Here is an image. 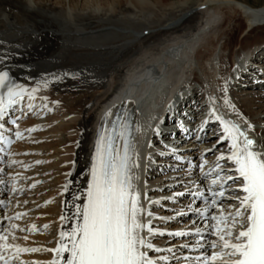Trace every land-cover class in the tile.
<instances>
[{"label": "bare ground", "instance_id": "obj_1", "mask_svg": "<svg viewBox=\"0 0 264 264\" xmlns=\"http://www.w3.org/2000/svg\"><path fill=\"white\" fill-rule=\"evenodd\" d=\"M191 1L0 0V71L2 69L10 70L18 81L17 85H24L28 90L38 88L39 91L33 93L34 97L49 94L52 98L54 96L60 98L61 108L64 109L60 115L76 113L78 117L76 120L78 123L77 126L74 122H70L67 125L65 123V125L57 124V126L52 123L48 125V123L47 126L41 127V130L45 129V132H42V134L49 133L53 136V138L51 136V139L48 140L49 144H42L40 146L41 148H52L57 154H59L57 152L59 151L58 148L67 149L69 147V151H72L69 157H66V159H69L68 170L69 172L72 171V175L68 174L69 177L60 183L62 193L65 190V186H67V190H65L67 194L65 199L61 198L59 200V204L62 206L60 210L58 209L59 207L57 208L59 212L57 210L52 211L54 216L57 213L59 216L62 214L61 209L63 211L66 210L64 217L67 219L63 222L61 221L62 223L60 224L57 222V228H55L56 224L53 223L55 224L53 230L55 239H53V244L51 243L50 246H47V244L43 246L45 249L56 248L60 240L59 233L61 231L70 232L71 228L75 227L79 219V217H76V209L73 207V204L83 205L92 158L94 156L95 142L100 130H102V127L107 128V123L111 118V116H107L106 114L109 111L114 113L116 110L122 108L125 117L127 115L134 117V133L139 137L141 126L144 127L146 125L145 118L151 115V108L154 109L159 104L158 100L162 94V91H160L157 97H152L155 96V91L158 88L163 87L161 82L157 83L158 80L157 78L154 79V77L158 71L163 70V72H166L163 69V65L167 63L171 65L172 69H178L177 73H179L178 76H181L180 80L184 78L186 71H188L185 65H188L189 61H192V53H187V49L193 50L196 42L206 36L208 33L206 28L208 26L214 28L213 23L219 19L218 11L216 10L221 6L238 9L244 13L245 18L240 14L239 21H234L236 15L233 17L231 15L232 13L226 14L223 17V23L221 24L223 27L221 26V29L225 27L226 23L230 21L231 23L235 22V25L230 24L228 26V29L221 38L223 48L230 50V55L234 59L232 63L228 64L230 55L227 57L224 56V59L221 57L224 64L221 63L222 72L218 81L213 82L215 79L216 65L213 56L220 37L216 40L214 36L208 38L207 35L206 37L208 39L203 46H200L202 49H199L195 53L200 73L194 70L191 74L193 75V81L200 84V88L198 89L193 83L190 85L194 93L193 98L197 101L195 103L197 110L196 116L200 115L206 108V105L203 103V101L205 102V95L211 87L213 88L212 91H216L215 83L217 82L220 86L224 87V90L234 96L233 101L235 102V106L244 117H256L257 119L252 120L251 123H263L264 119L260 115L264 114V95H260V90H256L257 87H252L245 88L240 93L235 91L236 88L238 90V87H240L236 84L237 82L240 81L238 84L242 82V85L244 83L249 84L248 82H251V80L248 79V73L253 74L257 71L250 69L248 73H242L237 82L236 80H232V74L238 69L236 67V58L237 60H241L243 54H247V52L256 55L257 58V53L259 52L261 54V51L264 50V41L262 42V38L264 37L263 33H258L261 35L258 39L254 37L259 45L255 44L253 47H250L252 44L248 41L251 37L250 34L256 32L255 28L263 26L264 7L255 9L256 7L246 2L238 3L240 5L239 7L235 6L234 3L236 2L234 0H196L193 5H191ZM246 21H249L252 29L243 37L241 44L236 46L238 34L243 29L241 22L245 23ZM213 31L215 29L211 33ZM181 42L184 43L180 47ZM178 52H181L182 56L186 57L187 60L185 62L180 63L176 61ZM246 79L249 81H246ZM231 80L232 83H230ZM133 81L138 84L134 83L131 85L130 83ZM178 83L179 80L176 84ZM212 83H214L213 86ZM145 87H148V91H145L146 95L143 99L139 96L132 97V99L138 102L137 108L134 107L131 101L125 103L117 101L121 98L131 97L134 90L138 91ZM117 88L119 89L118 92L116 91ZM193 98L189 97L187 101ZM225 100L227 99L224 98L221 102L228 107L229 104H226ZM208 101L213 105L212 100ZM27 102L28 105L31 104V101L27 100ZM45 106H47V103ZM253 107L257 109H253ZM225 115L227 114L225 113ZM201 119L196 118L198 123L195 125L197 128L193 133L194 136L198 131L200 132ZM211 127L212 129L208 132L209 135L207 137L205 136L206 132L201 131L203 138L200 142L201 144L198 145L196 143L198 150H183L184 153L182 154L181 149L183 147H181L180 149H174L175 151L173 153L176 154L175 152H177L179 154L176 155L182 154V156H185L192 152V155L195 157L198 151L212 149L214 153L211 156L208 154L206 157L213 164L212 167L216 163H220L221 161H218L217 158L222 153L225 156L229 154L228 147L230 146V141H225L221 137V143L215 146L218 135L222 136L221 133H217V130H222L223 127L222 125L218 127L217 124H208V128ZM71 129L76 131L73 135L71 134L68 137L58 136L59 132ZM247 131L251 134L261 136L264 132V127L256 126L254 129H247ZM149 141L154 146L158 144L155 136L149 137L147 142ZM259 141L263 143V138L260 137ZM178 145L180 143L175 146ZM13 149L14 147L11 148L9 153ZM150 149L154 150V147H143L145 153H148ZM151 152L154 153L155 151ZM158 159L157 161L163 163V167L161 166L162 172L166 165L169 171L168 174H157L160 173L155 172L158 167H153L151 164H148L147 158L144 161L142 172H140V188L142 191L140 203L143 204L144 209L146 208V212L143 214V220L145 222L151 221L152 226L157 230H155V235L159 234L157 232L163 227H157L159 224L171 225V228H173V225H177L175 224L177 219L174 222L170 221V224L169 219H165L167 218L166 215L169 217L172 212L165 209L167 206L172 207L173 205L170 206L169 201L160 200L158 197L161 196L160 198L162 199V196H173L172 194L174 192L181 189L182 187H180L177 181L182 179L179 176L183 173L178 171L177 168H174L179 166L178 162L168 159L162 160L161 157ZM215 160L217 161L215 162ZM166 161L169 163L166 164ZM224 163L228 165L227 160H224ZM212 167L208 168L209 172L212 170L211 172L215 173L219 170H213ZM135 174L138 173L135 172ZM155 177L164 178L165 180L162 179L161 182H153L152 179ZM13 180L15 178H10V182ZM189 180L199 182V174L194 173ZM4 181V186H8L9 191L15 187L8 184L7 180ZM173 185L179 188H174L170 191L169 189ZM1 191H3L1 194L2 200L7 202V198L11 197L6 196V189H2ZM18 192L19 190L14 192V195ZM27 192L29 193V191ZM150 193L152 195L148 197ZM148 200H151L150 203L152 205L148 206ZM15 203L16 201L13 200L12 205L14 207H16ZM204 207L208 209L209 205L205 204ZM150 208L155 209L156 212H152ZM5 209L8 213H13L11 208ZM149 211L152 213V216L147 215ZM154 215H159L160 217L153 218ZM195 215L197 214H194L193 217H196ZM197 219H199V216L195 218L193 223ZM75 220L76 223H73ZM197 222L199 223L191 226L192 223H189V220L182 221L191 230H196V225H199V229H203V231L200 235L197 233L186 235V243L180 244L182 246L175 248V254L178 258L179 256L190 253L189 247L185 248L183 247L184 245L187 244L191 247V245L197 244L196 240L201 236L209 234V229L205 228H209L208 222L205 220L202 223L205 226L200 225V221ZM10 225L13 226L15 223L10 222ZM179 227L183 226L179 225ZM28 229L29 231L33 230L29 227ZM164 229L170 231L168 227ZM7 234L10 235L7 241L10 244L21 247H28L30 244L29 241L26 243L24 240L16 239V233L14 231H8ZM11 235L14 237L12 238ZM144 235H147L146 229L144 230ZM155 235L150 237L151 241L156 248L162 247L165 251L153 252V250H149V255L153 258H160L165 256L167 253L166 248L168 247H166V243L154 242ZM39 237L42 236L40 235ZM165 239L167 237L163 238V240ZM183 241L180 240L178 242ZM203 243L201 242V244ZM63 256L66 259L68 254L64 253ZM55 257L56 254L54 252L42 250L33 252L23 258L33 259L34 261L38 260L41 261L40 264H45V262L51 261ZM178 258L171 264L182 262Z\"/></svg>", "mask_w": 264, "mask_h": 264}, {"label": "snow or ice", "instance_id": "obj_2", "mask_svg": "<svg viewBox=\"0 0 264 264\" xmlns=\"http://www.w3.org/2000/svg\"><path fill=\"white\" fill-rule=\"evenodd\" d=\"M4 89L6 92L2 91ZM36 91L37 89H32L28 92V89L12 81L8 71H0V119H3L10 109L20 104L26 93L29 99H33L32 93ZM210 99L213 101V106L209 115L222 124V139L230 141L229 154L225 156L222 153L217 159L218 161L231 160L234 164L231 171L237 174L221 177L220 173L226 170L216 163L213 170L219 169V172L216 178L211 180V185L219 184L223 187L222 181L235 183L239 180L241 181L238 186L239 191L244 195L233 197L239 205L233 206L234 211L226 214L221 211V214L211 217L213 221H216L215 224L210 225L216 239L208 244L211 251L196 256L195 261L197 264H264V145H259L258 141L250 137L248 131L237 121L217 114L214 98ZM225 103L235 108L228 100H225ZM31 107L33 105L29 104V108ZM106 115L112 116L113 113L109 111ZM13 123L15 124L16 120H13ZM207 123V120L203 121L204 125ZM4 127L5 125L0 123V130ZM247 127L253 126L249 124ZM130 128L126 121L121 123L119 117L110 129L102 127L92 158L87 202L82 206L73 204L76 217L79 219L70 232L59 233L58 246L53 249L21 247L8 243V236L0 235V242H2L0 243V264H14L19 253L41 250L56 254L54 259L45 264H157V260L149 255V250L160 251L150 239L156 232L150 220L145 222L142 219L146 209L141 206V194L133 184L132 169L138 167V163L133 161L130 155L133 143L130 139ZM15 136L22 138V133L17 130ZM118 139L123 142L122 150L116 145ZM220 139L218 137V140ZM0 140H5L8 144L12 143L11 138L5 137L3 131H0ZM36 163H42V161H36ZM207 163L205 159L202 164L194 167H199L202 175L208 176L210 172L203 171V166ZM3 171L0 169V172ZM0 183L4 181L0 180ZM184 194L180 192L176 196ZM211 194L213 197L217 195L225 197L226 192L212 191ZM193 195L206 199L203 192H195ZM211 205L213 207L217 205L216 199L211 201ZM195 211H202L204 216L208 215L207 207L203 210L197 208ZM147 215L152 216V213L149 211ZM65 219L67 218L61 217V220ZM44 227L47 228L48 225ZM32 229H36L35 224L32 225ZM145 229L148 235H144ZM202 231L203 229H196L197 233ZM186 234L183 231L173 233L177 236ZM200 239L204 240L206 237L201 236ZM183 247L187 248L190 245L186 244ZM191 247H204V245L197 242ZM6 251L9 253L7 257L4 255ZM169 251L172 250L169 249ZM64 253L68 254L66 259L63 256ZM160 259L168 260L169 257L162 256ZM20 264H28V262L21 261ZM32 264H40V262L36 261Z\"/></svg>", "mask_w": 264, "mask_h": 264}, {"label": "rangeland", "instance_id": "obj_3", "mask_svg": "<svg viewBox=\"0 0 264 264\" xmlns=\"http://www.w3.org/2000/svg\"><path fill=\"white\" fill-rule=\"evenodd\" d=\"M195 1L196 0H192L191 5H193V3ZM234 1L236 2V3H234L235 6H239V7H240V5L238 3L241 4L244 2L252 5L253 7H256L255 9H260V8L264 7V0H234ZM216 11H218V15H219V19H220V23H219L220 26H217V29L215 28V31H213L214 34L210 32V33H207L206 36L208 35L207 36L208 38L211 36H214V38L216 40H218L220 37L219 43L217 45L216 50L214 51L215 52L214 54L216 57L218 56L219 62L221 63V57L227 53H228L227 56H229L231 53L230 50L228 52V49L223 48L221 38H222L224 32L228 29V26L230 24L235 25V22L231 23V21H230V22L225 24V27L227 26L226 28L224 27L223 29H221V26H222L221 24L223 23V19H224L223 17H225L226 14L232 13L231 15H233V17H234V15H236V18L234 21H239L240 14L244 18H245V15H244V13H242L238 9H235L232 7L228 8L226 6L225 7L221 6V7H219V9L217 8ZM241 23L243 24V29L238 34V41H237L236 46H239L241 44L243 37L245 35H247L248 31H250L252 29V25H250L249 21L248 22L246 21L245 23L244 22H241ZM255 29H256L255 31L257 33L256 32L251 33L250 34L251 37L248 39V41L252 44L250 47H253L255 44H258L256 42V39H258V37L261 36L258 33L264 34V23H263V26L255 28ZM244 30H245V32L242 33ZM219 33H220V35H219ZM206 36L204 37L205 39L203 38V41L205 40L204 43L208 39ZM263 41H264V37L262 38V42ZM203 45H201V46H203ZM199 49L201 50L202 47L200 48V46H199V48L196 50V53ZM257 55H258V57L260 56L259 52L257 53ZM230 57H231V59L228 60V64L232 63V60L234 59L233 56L230 55L229 58ZM214 61L216 62L217 58ZM196 64H197V62L195 63V65ZM185 66H186L185 67L186 69L189 68V64L185 65ZM236 89H235V91L237 92ZM38 91L39 90H37V92ZM241 91H244V89L243 90L241 89L240 92ZM224 94H222V97L226 96V94L225 95ZM230 97L231 96L228 95L229 100H231ZM54 98H56V99H53V100L50 99L49 100L50 103L48 105H51L52 108L48 109V107H47L48 111L43 110L41 112H38V114L31 116V117H28L25 120H22L20 122V124H28L29 129H28V132L26 133V138L23 141H21L17 145V147L13 150V153H14L13 155H14V157L17 158V162L15 164H13L12 167H13V170H17V173L20 175L19 181L21 182V184L24 185V184H27L29 181L33 180V183L31 185H29V187H28V189L30 190L29 192H31L30 196H25V198L22 199L21 196L15 195V199L18 202L16 205H18V206L27 207V205L30 203L34 204V205L33 204L28 205V214L25 215L24 220L22 221V226L28 227L30 225L35 224L36 225V232L35 233H38L37 229L41 228V231H39L40 234H37L36 236H34V238H33V234H29V237H32L31 238L32 242L30 240H24V241L26 243H28L27 241H29L30 244L31 243L36 244L37 247L36 246L35 247L36 248L39 247L40 249H45L43 246H45L46 244H47V246H50L51 243L53 244V241H54L53 239H55L53 236L54 226L56 224L55 228H57L58 224H60L64 221V220H61V217L65 216L66 210L63 211V209H61L62 214H60L59 216H58V213L54 216V213H52V211L57 210L58 207H59L58 208L59 210H60V207L62 208V206L59 204L60 203L59 200L61 198L65 199V196L67 194V191H65V190L63 191V193L61 192L62 186L60 183L62 182V180L67 179L69 177V175H72V171L69 172V170H68L69 169V159H66V157H69V155L72 153V151H69V149H68L69 147H67V149L66 148H58L59 151H57V152H59V154H57L56 151L53 150L52 148H48V149H46L44 147L41 148L40 146L42 144H49L48 140L53 138V136L49 133H43L42 134V132H45V129L42 130V132H41V131H39V126L45 127V126H47L48 123H49L48 125H50L52 123L53 125H56V126H57V124L65 125V123L67 125L70 122H74L76 124V126L78 125V123L76 122V120L78 119L76 113L75 114L72 113V114L60 115V113L63 112L64 109L61 108L60 98H57V96H54ZM45 101L47 102L48 100L45 99ZM43 102H44V100L42 101V103ZM57 102H59V103H57ZM253 109H257V108L253 107ZM258 109H260V108H258ZM231 112L234 114V116L236 118H240L241 120H246L244 117H241V115L238 114V111L236 110V108H234V109L232 108ZM260 116L262 119H264V114H261ZM60 122H61V124H60ZM263 122H264V120H263ZM32 129H34V130H32ZM75 132L76 131L73 129L66 130L63 132H59L58 136L68 137L71 134L73 135V133H75ZM261 138H263V143H264V132L261 135ZM77 142H78V140H77ZM36 161H42V163H36ZM59 162H60V165H59ZM164 170L165 171H163V172H160V173L156 172V173L160 174V175H162L164 173H167V174L169 173L168 167H166V165H165ZM25 187L26 186H24V188ZM174 188L177 189L179 187H176V185H173V187L169 190L171 191ZM169 190H167V191H169ZM60 192L64 195L61 196ZM148 193H149V191H148ZM151 195H152V193H151ZM60 196H61V198H60ZM148 196H149V194H148ZM57 222H58V224H57ZM53 223H55V224H53ZM73 223H76V220L73 221ZM196 223H199V222H195V223L191 224V226L195 225ZM51 224H53V225L51 226ZM45 225H48V227L45 228L44 227ZM203 225L205 226V224H203ZM29 228H32V226H30ZM205 228L209 229L208 227H205ZM153 229H154V227H153ZM155 230L156 229H154V231ZM20 234H23V233L21 232ZM26 235H28V234H26ZM38 235L39 236L41 235L42 237H39ZM44 238H46V239H44ZM179 246H182V245L178 244L176 248H178ZM177 252H178V250H177ZM39 262L41 263V261H39Z\"/></svg>", "mask_w": 264, "mask_h": 264}]
</instances>
